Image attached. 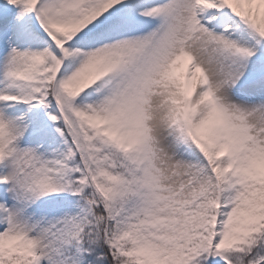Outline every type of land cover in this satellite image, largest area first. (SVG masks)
<instances>
[{
    "label": "snow or ice",
    "instance_id": "6c2138e0",
    "mask_svg": "<svg viewBox=\"0 0 264 264\" xmlns=\"http://www.w3.org/2000/svg\"><path fill=\"white\" fill-rule=\"evenodd\" d=\"M0 264H264V0H0Z\"/></svg>",
    "mask_w": 264,
    "mask_h": 264
}]
</instances>
